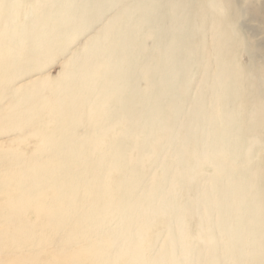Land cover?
<instances>
[{"label": "bare ground", "instance_id": "6f19581e", "mask_svg": "<svg viewBox=\"0 0 264 264\" xmlns=\"http://www.w3.org/2000/svg\"><path fill=\"white\" fill-rule=\"evenodd\" d=\"M101 1L114 6L92 12V0H37L45 17L29 29L19 6L0 0V194L16 205L0 206V257L19 256L13 264H116L128 247L130 264H264V92L242 112L227 102L254 85L223 54V2ZM134 14L136 28L127 29ZM199 16L203 30L189 25ZM92 28L82 53H72V43ZM28 29L35 36L25 39ZM124 29L132 34L123 37ZM201 33L203 41L191 37ZM29 50L38 55L34 67L17 71V54ZM62 54L55 81L41 76L17 86ZM200 56L207 59L199 72L205 88H183L178 81L191 63L201 69ZM242 71L252 76L250 68ZM49 111L68 112L28 158L20 145L26 134L39 133ZM152 122L167 126L170 138L161 145L179 161L174 152L165 161L156 193L143 185L119 195L127 182L138 188L140 170L161 159L156 152L142 161L153 134L141 129ZM132 145L139 150L129 155ZM29 210L36 220L27 218ZM156 210L172 215L169 237L149 253L141 241Z\"/></svg>", "mask_w": 264, "mask_h": 264}, {"label": "rangeland", "instance_id": "374dc122", "mask_svg": "<svg viewBox=\"0 0 264 264\" xmlns=\"http://www.w3.org/2000/svg\"><path fill=\"white\" fill-rule=\"evenodd\" d=\"M13 1V0H12ZM11 0H2V2L6 5L7 8H11L12 5H18L19 6V13H20V20L22 24H25V27L31 28L32 25L36 23V21L42 20L44 18L43 10L40 8V5L38 4L37 0H18L17 3H13ZM94 1L90 7V10L92 12L95 11V9L98 6H103V9L109 10L110 7H113L114 5L111 6L112 2H103L101 0H92ZM131 1V0H130ZM223 2L222 4V9H223V14L224 16L220 19L221 23H223V29H225V35L222 37L221 35L219 36L218 39L223 40L225 43L224 48H223V54L225 57H229L228 60H230V63H232V66L234 68H238V71L244 73V77H247L248 80H251L254 88L251 90L249 93L248 91L244 92L242 89L241 94L238 93V97L236 98L237 101H230L227 100L228 103H232L235 108L240 112L248 110L249 108L253 107V99L254 102L256 101V94L259 95V93L264 92V0H233V6L228 3L227 0H221ZM196 3L199 2V4H206L208 6L210 4V0H195ZM9 9L6 10L7 13H9ZM111 12V11H110ZM197 13L193 12V15H196ZM114 14H111L110 16H113ZM138 16V15H137ZM135 14L132 15L131 19L128 22V28L127 29H132L135 30V25L133 23V19L137 17ZM150 13H145L143 19H150ZM201 17L199 16L198 19H194L191 17L189 21L190 27H193L194 29H204L203 27H206L204 22L200 19ZM227 22V23H226ZM229 23V24H228ZM231 23V25H230ZM188 25V26H189ZM55 30H63L62 27H55ZM25 30V39H30L35 34H33L31 31ZM48 29H51L49 27ZM127 29H124V34L123 37L128 36L129 34H132V32H127ZM93 28L90 30L85 31L80 37L76 39L74 43H72L71 48H72V53L79 54L82 53V50L84 46L86 45V42L88 39H90L95 33H93ZM149 32H150V26L146 24V26L143 29V34L144 37L149 39ZM52 33L49 32V34ZM202 35V36H201ZM191 34V37L194 38L195 40H202L203 39V34ZM22 36V35H21ZM190 37V35L188 34ZM221 37V38H220ZM152 39V38H150ZM203 41V40H202ZM214 41L211 42L212 46L214 45L216 47L217 42L215 43ZM230 43V46H228ZM149 41L146 42L144 49L150 47ZM131 49V48H129ZM14 50L17 51V53L20 52L16 47ZM230 51V52H228ZM22 53V57L20 54L18 55V60H16L17 66H15L16 70H27L29 68H33L36 62V58L38 55L35 54L34 50H29V51H24ZM71 53V54H72ZM49 53H45L43 57L48 55ZM53 55L55 53H52ZM125 54H128V52H125ZM66 56V55H65ZM54 57V58H53ZM63 54L58 55V57L52 56V58L48 59L47 65L42 69V70H36L35 72H32L31 74L34 75L33 78H27L28 76H24L21 78V81L18 83V87H23L32 80L39 78L41 76H50L52 80H56L61 73L62 69V62L64 61L63 59ZM197 59V57H196ZM207 59L204 57L200 56L198 58V61L201 63V69H199L200 66H196L194 63H191L189 69L187 72L183 73V77L181 80L178 81V83L183 86V88H195L198 91L200 88H205L203 87L204 81L202 80L201 82V74L203 75V65ZM196 61V60H194ZM244 68H250L252 70L251 75L248 76L246 75V72L242 71ZM15 70V71H16ZM201 74H200V73ZM262 72V75H261ZM196 77H198L196 79ZM26 78V79H25ZM194 80H200L198 83L191 84V81ZM190 82V83H189ZM249 83V82H248ZM262 86V88L258 89L257 86ZM199 86V87H198ZM113 89V88H112ZM202 90V89H201ZM113 91L109 93V96H112ZM54 100H57V96L54 98ZM53 100V101H54ZM125 104L127 100L123 101ZM67 105H70V102L66 103ZM114 104V103H113ZM112 104V107L114 106ZM166 106L168 107H173V102L171 100L167 101L165 103ZM68 111H63L61 113H56L54 111H49L48 113L42 114V120H41V129L37 135H32V134H26V138L24 142L20 145V149L23 151V153L26 155V157H30L33 154H38L44 143V140L46 139V136H48L52 131H54V127L56 125V120L59 119V117H62L67 113ZM125 114H129V111L126 112ZM244 114V113H243ZM129 115L124 116V120H128ZM143 118V117H142ZM143 121V119H142ZM154 122L150 123L146 127L142 128V132H152L151 138H149V146L148 150H146V156L142 157V161L146 162L148 159V155L152 153H156L158 157L161 159L154 165L148 166L146 169H141L140 174L143 173V177H141V181L139 182V187L135 188L132 187L131 183L127 182L123 185H120L119 189V195H124L125 193H129L133 191L135 194L139 192V189L143 186L146 185L148 188L154 191L160 190L159 186H163L161 184V180L164 177L165 174V169H166V160H169L170 156L174 155L175 151L174 150H169V151H164L163 145L165 141H168L170 138L169 129L167 126H163L160 124H155L153 125ZM137 136V142L138 144H142L146 138L141 135ZM174 140H176L175 146L179 147L180 140L182 139V133L180 131L176 132L175 135L173 136ZM167 144V143H166ZM260 146L264 147V140L259 142ZM139 150V145H132L127 147V151L129 155L135 154ZM174 152V153H173ZM172 153V154H171ZM264 154V151L263 153ZM175 158L176 160L179 161L180 154L175 153ZM180 171V167H178L177 172ZM122 175V173L120 174ZM122 176H119L118 178H121ZM153 180H149V178H152ZM179 187V186H178ZM181 187V184H180ZM143 193V192H142ZM4 195L0 194V206H4L6 209H15L16 205L15 204H4L3 200ZM154 197V196H153ZM150 201H153V198L151 197L149 199ZM126 201V199L124 200ZM154 209V208H153ZM151 208V210H153ZM112 215L114 214L113 210H111ZM27 218L36 220L38 218L37 213L34 210H29L26 214ZM172 215L169 213H164L159 210L154 211L153 216L149 219L148 222V227L143 235L142 239V247L147 249L149 253H152L158 249V246L160 243H164L168 237V230L167 228L170 225V217ZM95 218V217H94ZM92 219V218H91ZM169 229V228H168ZM197 225H191V232H197ZM63 233V230L60 232ZM133 240V239H131ZM79 247V246H78ZM82 247V246H80ZM8 248H3L2 251H8ZM97 250V248H95ZM126 251L121 253L119 255V258L116 262V264H130L129 257H130V248L126 247ZM19 256H6V257H0V264H13L14 260L16 261ZM45 261L51 263L53 261V257L49 255H45ZM165 264H168V261L165 262ZM207 264H210L209 262Z\"/></svg>", "mask_w": 264, "mask_h": 264}]
</instances>
